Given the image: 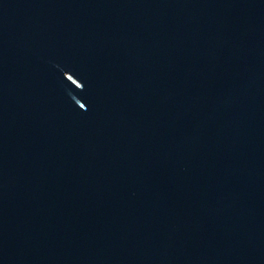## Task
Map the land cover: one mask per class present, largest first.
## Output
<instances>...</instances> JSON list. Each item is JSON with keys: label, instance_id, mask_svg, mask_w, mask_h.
Masks as SVG:
<instances>
[{"label": "water", "instance_id": "1", "mask_svg": "<svg viewBox=\"0 0 264 264\" xmlns=\"http://www.w3.org/2000/svg\"><path fill=\"white\" fill-rule=\"evenodd\" d=\"M0 264H264V0H0Z\"/></svg>", "mask_w": 264, "mask_h": 264}]
</instances>
